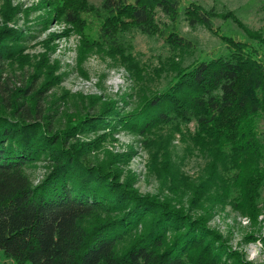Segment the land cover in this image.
I'll use <instances>...</instances> for the list:
<instances>
[{
    "label": "trees",
    "instance_id": "16d2710c",
    "mask_svg": "<svg viewBox=\"0 0 264 264\" xmlns=\"http://www.w3.org/2000/svg\"><path fill=\"white\" fill-rule=\"evenodd\" d=\"M40 4L47 17L37 21L38 27L51 17L74 25L84 33L87 49H107L137 78L142 71L128 36L133 30L163 38L175 54L187 53L194 43L179 34L183 16L190 26L201 24L218 35L227 52L186 67L179 62L170 86L130 111L108 102L73 119L67 131L53 132L43 116L37 118L39 108L27 106L33 84L22 89L26 95L20 102L2 79L5 64L23 53L34 28L0 26V264H226V256L244 264L206 217L179 204L178 197L190 193L191 207H200L211 192L203 184L194 186L175 164L168 153L170 139L156 143L152 154L156 173L165 177L172 194L163 199L141 194L131 176L122 180L120 168L92 160L90 151L118 131L146 139L178 132L191 140L192 149L205 152L211 184L216 179L221 183L216 200L255 213L264 190V145L258 132V119L264 115V63L254 43L264 45L262 32L243 26L231 12L219 14L195 1ZM16 9L4 12L7 21ZM217 16L238 23L248 40L222 34L214 25ZM94 27V37H88ZM99 131H105L101 139L76 141L78 135ZM42 159L47 174L34 184L29 170Z\"/></svg>",
    "mask_w": 264,
    "mask_h": 264
},
{
    "label": "rangeland",
    "instance_id": "374dc122",
    "mask_svg": "<svg viewBox=\"0 0 264 264\" xmlns=\"http://www.w3.org/2000/svg\"><path fill=\"white\" fill-rule=\"evenodd\" d=\"M40 1L0 0V26L7 23L25 31L34 28L33 36L28 38L23 53L5 64L2 79L14 91V98L20 102L24 101L26 95L22 89L33 84L29 90L31 95L25 100L27 106L38 107L42 115H33L32 118L43 116L44 121L52 126L53 132L67 131L73 119L96 111L108 102H115L119 108L130 111L147 98L168 88L180 63L186 67L227 52L224 41L218 35L201 24L190 26L183 16L178 22L179 34L194 43L193 49L187 53L175 54L163 38L150 37L133 30L128 36L132 42L134 58L142 71V77L137 78L123 62L112 57L107 49H87L84 33L76 30L74 25L51 17L38 27L37 21L43 16L47 17L41 10L43 7ZM88 1L95 6L101 3V0ZM182 1L184 5L195 1L219 14L231 12L243 26L264 35V0ZM11 6L17 8L16 15L7 21L4 12ZM160 18L169 23L163 15ZM214 25L226 36L248 40L244 29L231 18L217 16ZM96 29L94 27L93 32L87 31V36L93 38ZM254 43L261 49L259 54L264 63V45L259 41ZM189 128L193 132L194 124H189ZM104 132L78 135L75 138L79 142H93L101 139ZM258 132L264 145V115L258 119ZM159 135L146 139L136 133L115 132L95 145L90 151V158L96 162L105 160L111 166L120 168L123 171L122 180H128L124 178L131 176L134 187L141 194L163 199L172 194L167 190L165 177L156 173L152 154L156 152V143L170 139L168 153L172 155L175 164L178 162L182 170L189 174L194 186L203 184L211 192L208 199L200 201L199 197L200 207H191L189 199L193 195L190 193L178 197L182 199L179 204L190 209L194 216L206 217L208 226L220 234L231 253L240 256L244 264H264V190L260 194L255 213L221 203L215 195L221 184L218 183L220 179H216L214 185L211 184L205 152L192 149L191 140L178 132H161ZM47 169L48 165L43 159L30 168L34 184L44 178ZM224 259L226 264H237L234 257L229 259L226 256Z\"/></svg>",
    "mask_w": 264,
    "mask_h": 264
}]
</instances>
